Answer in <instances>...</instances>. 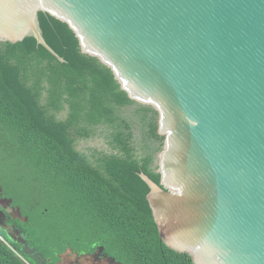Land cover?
Wrapping results in <instances>:
<instances>
[{"label": "water", "instance_id": "95a60500", "mask_svg": "<svg viewBox=\"0 0 264 264\" xmlns=\"http://www.w3.org/2000/svg\"><path fill=\"white\" fill-rule=\"evenodd\" d=\"M40 13L157 113L160 185L140 178L163 243L193 264H264V0H0V42L33 37L58 58Z\"/></svg>", "mask_w": 264, "mask_h": 264}, {"label": "trees", "instance_id": "16d2710c", "mask_svg": "<svg viewBox=\"0 0 264 264\" xmlns=\"http://www.w3.org/2000/svg\"><path fill=\"white\" fill-rule=\"evenodd\" d=\"M38 21L62 61L33 37L0 42V199L19 218L0 211L22 239L0 233V264H58L67 250L115 264H193L160 239L140 178L160 185L157 113L130 100L109 68L84 55L66 23L43 13ZM133 107L149 142L141 155L123 115ZM97 129L114 153L77 150Z\"/></svg>", "mask_w": 264, "mask_h": 264}, {"label": "rangeland", "instance_id": "374dc122", "mask_svg": "<svg viewBox=\"0 0 264 264\" xmlns=\"http://www.w3.org/2000/svg\"><path fill=\"white\" fill-rule=\"evenodd\" d=\"M64 114H62L59 118H63ZM77 150L91 155L93 152L103 153V154H111L114 153L110 151L102 142L100 136L97 131L91 136V138L86 140H81L76 144ZM154 168L158 166L153 165ZM0 208H3L5 212L11 216V218L16 219L19 218L18 210L11 207V201L0 199ZM52 234V231L47 230ZM46 232V233H47ZM0 233L5 235L6 238L12 240L15 243H22V239L20 235L17 233L16 229L9 225L8 220L0 211ZM42 234L43 236L46 234ZM58 264H115L108 258L101 256L99 253H94L92 255H77L67 250L63 255L60 256V262Z\"/></svg>", "mask_w": 264, "mask_h": 264}, {"label": "flooded vegetation", "instance_id": "af4514ba", "mask_svg": "<svg viewBox=\"0 0 264 264\" xmlns=\"http://www.w3.org/2000/svg\"><path fill=\"white\" fill-rule=\"evenodd\" d=\"M10 225V224H9ZM18 233V232H17Z\"/></svg>", "mask_w": 264, "mask_h": 264}]
</instances>
